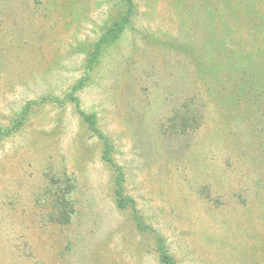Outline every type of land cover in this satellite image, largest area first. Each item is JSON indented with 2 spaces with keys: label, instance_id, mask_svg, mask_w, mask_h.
<instances>
[{
  "label": "rangeland",
  "instance_id": "1",
  "mask_svg": "<svg viewBox=\"0 0 264 264\" xmlns=\"http://www.w3.org/2000/svg\"><path fill=\"white\" fill-rule=\"evenodd\" d=\"M188 111L192 126L172 123ZM161 250L264 264V0H0V264Z\"/></svg>",
  "mask_w": 264,
  "mask_h": 264
},
{
  "label": "trees",
  "instance_id": "2",
  "mask_svg": "<svg viewBox=\"0 0 264 264\" xmlns=\"http://www.w3.org/2000/svg\"><path fill=\"white\" fill-rule=\"evenodd\" d=\"M129 1V0H125ZM127 13L124 14V16H121L117 21H115L109 29H107L102 36L98 39V41L94 45V49L91 51L89 56L86 58V62L88 64V68L93 65V63L96 62L99 54L101 53V50L104 46H107L109 44H112L118 40V36L122 29L124 28V22L127 19V15L129 13V8L127 9ZM78 87V85L76 86ZM76 87H74V90H76ZM30 106L26 104L20 112L17 113V116L13 121H12V127L13 128H18L23 124V121L25 119L26 113L31 109L29 108ZM82 114V113H81ZM83 118L87 121L89 124V128L91 130H94L93 127V120L90 116L82 114ZM172 123L175 122H181V125L183 126L180 127L182 130L185 127L192 126L190 125L191 123H194L196 121V116L195 114H191V111L188 112H181V113H174V115L171 118ZM180 126V125H179ZM185 130V129H184ZM63 184V183H62ZM52 197V208H53V219L52 221L57 222V219L59 222L62 223H67L70 220L71 213H73L71 209V202H70V193H71V188L68 187H61L59 186L56 189L50 190L49 191ZM121 204V203H120ZM160 263L161 264H175L173 258L171 255H169L165 250H161V253L159 255Z\"/></svg>",
  "mask_w": 264,
  "mask_h": 264
}]
</instances>
